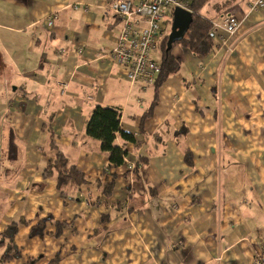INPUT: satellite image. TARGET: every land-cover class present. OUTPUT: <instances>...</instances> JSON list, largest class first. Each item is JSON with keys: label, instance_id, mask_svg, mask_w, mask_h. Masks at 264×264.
I'll list each match as a JSON object with an SVG mask.
<instances>
[{"label": "crops", "instance_id": "1", "mask_svg": "<svg viewBox=\"0 0 264 264\" xmlns=\"http://www.w3.org/2000/svg\"><path fill=\"white\" fill-rule=\"evenodd\" d=\"M113 1L0 0V239L25 221L21 257L7 264H254L264 245V5L210 0L200 14H235V34L212 32L204 55L175 45L178 72L145 86L110 57L123 25ZM97 105L121 109L122 129L141 141L126 145L123 166L86 133ZM52 143L84 173L80 191L65 196L45 175ZM46 217L43 236H31Z\"/></svg>", "mask_w": 264, "mask_h": 264}, {"label": "trees", "instance_id": "2", "mask_svg": "<svg viewBox=\"0 0 264 264\" xmlns=\"http://www.w3.org/2000/svg\"><path fill=\"white\" fill-rule=\"evenodd\" d=\"M187 1V8L193 13V22L183 40L175 43L173 47L179 44L194 53L201 55L207 54L215 46V41L212 34L213 20L202 16L200 14V10L210 0ZM226 5H228L227 1L221 4V7L219 6L217 8L221 10L222 8L226 7ZM167 40V35L161 40L164 54L160 61L161 72L154 85L158 84L159 79L178 72L180 69L181 61L172 54V50H167ZM159 46H161V42ZM121 117L122 111L118 107L97 105L89 116L86 126L87 135L100 141L101 150L108 155L110 163L115 167L123 166L127 163L126 157L128 156V152L126 145L128 143H133L135 147L141 144V141H138L131 132L122 129ZM52 146H54L57 153L54 160L50 161L45 168V175H57L58 188L65 196H67L65 190L67 187L74 188L76 191H80L81 187L87 182L84 173H82L75 164L69 161L68 157L61 149L58 148L55 143H52ZM147 162V158L145 157L140 156L137 158L134 169L136 178L139 176L141 167ZM103 186V194L105 196H111L114 181L111 183H104ZM52 220V217L43 218L40 222L32 227L31 236H43L46 223L51 222ZM22 222L25 223L24 220L12 221L2 233L0 244L6 245V249L0 259L1 264H7L9 261L21 257V252L15 243V236L18 232V227ZM66 225V223H57L59 228ZM36 260L37 259H31L26 264H33L36 262Z\"/></svg>", "mask_w": 264, "mask_h": 264}, {"label": "built area", "instance_id": "3", "mask_svg": "<svg viewBox=\"0 0 264 264\" xmlns=\"http://www.w3.org/2000/svg\"><path fill=\"white\" fill-rule=\"evenodd\" d=\"M264 5V0H256L250 11ZM176 6L186 7L182 0H115L108 6L111 14L122 17L123 25L116 46L111 50L112 61L123 67L131 83L154 85L161 67L152 54L158 49L167 34L166 16H172ZM215 31L235 34L240 19L235 14H226L214 21ZM68 89L62 86V93ZM254 264H264V245L254 260Z\"/></svg>", "mask_w": 264, "mask_h": 264}, {"label": "water", "instance_id": "4", "mask_svg": "<svg viewBox=\"0 0 264 264\" xmlns=\"http://www.w3.org/2000/svg\"><path fill=\"white\" fill-rule=\"evenodd\" d=\"M193 22V13L180 6L174 10V18L171 31L168 36L167 50H172L173 45L183 40Z\"/></svg>", "mask_w": 264, "mask_h": 264}, {"label": "rangeland", "instance_id": "5", "mask_svg": "<svg viewBox=\"0 0 264 264\" xmlns=\"http://www.w3.org/2000/svg\"><path fill=\"white\" fill-rule=\"evenodd\" d=\"M212 1V0H211ZM210 1V2H211ZM209 2V3H210ZM209 10V8H208V6H206V7H204V9H202V11H201V13L203 14V15H205L206 13V11H208ZM165 19L166 20H168L169 21V25H167L165 28H167V36H169V33H170V31H171V28H172V19L170 18L169 19V17L168 16H166L165 17ZM168 41V40H167ZM167 45V44H166ZM162 46V47H161ZM161 46L159 47V49H157V50H155L154 52H153V54H152V56H153V58L154 59H156V60H161V57L163 56V54H164V50H163V44H162V41H161ZM152 91V88L150 87V89H149V92H151ZM0 255H2V251H0Z\"/></svg>", "mask_w": 264, "mask_h": 264}, {"label": "bare ground", "instance_id": "6", "mask_svg": "<svg viewBox=\"0 0 264 264\" xmlns=\"http://www.w3.org/2000/svg\"><path fill=\"white\" fill-rule=\"evenodd\" d=\"M115 1V0H114ZM183 2H185L187 5H188V3L186 2V0H182ZM113 3V2H112ZM76 7H78V5H76ZM176 7H178V6H176ZM175 7V8H176ZM180 7H182V6H180ZM175 8H174V10H175ZM182 8H185V9H188L187 8V6L186 7H182ZM189 10V9H188ZM111 14V13H110ZM230 14H232V13H230ZM112 15H117V14H112ZM224 15H226V14H224ZM119 16V15H118ZM121 19H122V17L121 16H119ZM169 17V19L171 18L172 19V24H173V18H174V11H173V14H172V16H168ZM122 21H123V19H122ZM167 25H169V21H166L165 22ZM214 30V24H213V29H212V31ZM159 63H160V67H161V62L159 61ZM119 65V64H118ZM123 68V67H122ZM131 166V168H132V170H134L133 168H134V164H132V165H130Z\"/></svg>", "mask_w": 264, "mask_h": 264}]
</instances>
